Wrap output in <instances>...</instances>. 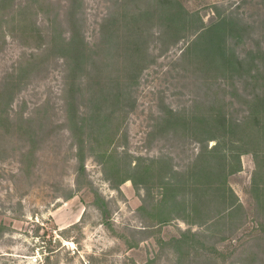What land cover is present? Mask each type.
<instances>
[{"label":"rangeland","instance_id":"obj_1","mask_svg":"<svg viewBox=\"0 0 264 264\" xmlns=\"http://www.w3.org/2000/svg\"><path fill=\"white\" fill-rule=\"evenodd\" d=\"M159 1L0 0V264H264L253 183L262 189L264 175L246 148L232 171L231 154L232 127L264 98V0H175L195 18L179 31L163 25ZM141 12L151 17L135 80L104 64L124 63L115 47L136 37L130 17ZM222 16L235 30L231 72L190 51L200 20ZM122 91L104 106L103 93ZM93 96L95 117L116 111L113 142L91 120Z\"/></svg>","mask_w":264,"mask_h":264},{"label":"trees","instance_id":"obj_2","mask_svg":"<svg viewBox=\"0 0 264 264\" xmlns=\"http://www.w3.org/2000/svg\"><path fill=\"white\" fill-rule=\"evenodd\" d=\"M159 4L161 5V9L163 11V25L169 29H176L179 31L185 28L189 23H192L195 20V18H193L194 16L189 15V13L184 9V7H182L183 5L181 4L179 5L177 1L175 0H161L159 1ZM150 17L151 15H149L148 13H143V12L138 13L137 16L130 17L131 21L133 22L135 26L139 24V26H136L135 31L131 30L130 32L132 34L134 33L136 37L130 36L129 38L127 36L125 37V39H123L125 41L126 39L129 38L127 41H125V44H126L125 46H122L120 44L119 46L115 47L118 49L122 48V51H125V53H122L121 55L122 56L125 55L126 60L121 65L119 63H116V65L114 63H111L109 65L104 64L105 69L119 65L118 67L120 71H131L133 73L134 79L136 80L138 78L140 72L144 68L143 63H140L141 62L140 59L144 58L145 52L147 53V49H148L146 38L143 39L142 29H144L145 25L144 23H141V21L144 19L147 20ZM115 23H116L115 20H113L104 26L103 33L105 32L108 38H111V35H110V32H112L111 28L114 26ZM200 23L201 25L199 26V28L198 27L196 28V32H198V30H200L203 27L202 28L204 29L203 33L200 34L199 37H197V39L195 40V42L191 45L190 51L192 52L194 50L197 55L201 54V53H197V51L198 52L203 51L205 54H207V56L205 57L209 58V60L207 61V63L206 61L202 63L204 64V68L210 67V69L212 70L223 71V72H226V71L231 72V70L233 69L235 70V67L237 65L235 64L236 59L231 52V49L233 48L229 49V44L225 41V38L232 39V36H235L233 35L235 31L234 28L229 27L232 24V21H229V19H227L225 16H222L219 19V21H216L213 25L207 28H204L205 26H203L201 20H200ZM115 36L116 34H114V37ZM215 37L219 39V41H217L215 44V48L213 50L210 49L212 50V52H210V50L209 52H205L203 50L204 48L202 49V47H206L208 49L211 43H213V42H210V40L213 38L215 39ZM69 45L70 46L65 47L66 48L65 50L72 51L75 56L76 55L79 56L83 53V49L79 47L74 46V48H72V42H70ZM204 71L206 70L204 69ZM67 73H68V68H67ZM111 93H113V95ZM102 95H104V97H100V98L104 101L103 103L104 106H106L105 104L108 103L107 101H111V103H108L109 106H106V108L110 106H114V108H116L115 105L113 104L115 102L119 103V99L124 95V91H122V93L105 92ZM103 104H98V102H96V100L94 99V96L91 97V108L89 107L93 111V114L91 115V118H92L91 120L97 121L96 125L99 128L100 137L103 138L102 143H106L107 141L113 142L115 140V136L117 135V129H116V132H113L112 130L113 125L109 127L107 126H108L109 116L110 115L113 116L116 113L115 109L113 108L110 109V112H109L110 115H108L107 118L103 117V120L94 116V111H96L95 109H97L98 111L100 106ZM255 109H256L255 111H253L252 113L248 115V119L246 118L242 122L234 124V126L231 129V134L233 136V139L236 138L235 140H237V143H238L237 145L235 141H232V143L236 147V150L233 149V151H231L233 152L231 154L234 157V160H235L234 164L236 166V168L232 171H235V170L237 171L240 169L239 156H241V154L239 152L241 151V149L246 148V152L252 154L255 159V162L258 168L257 174L259 173L261 175H264V98H259L258 101H256ZM185 120H186L185 118L184 120H182V124L185 122ZM78 125L80 126V124H78L77 121H74L73 130L79 131V129L82 128V127H78ZM183 125H188V124L185 122V124ZM203 130H204L203 128H201L200 131L196 130V132H199V133H196L197 135L194 136V139L196 141L198 140L199 142H202L199 139L198 134H201ZM205 132L206 130L204 131V134ZM210 133L212 134L211 129H210ZM208 140H217V139L214 136H210ZM218 149H219L218 144H216L215 147L210 151H208L206 147H204V150L202 151L199 157V161L202 160L204 157H206V155H212L214 157L217 154ZM102 153L108 156L113 155L112 152H109L108 149ZM112 157H115V154ZM222 159L223 161H226L227 155L223 156ZM231 166H233V163L231 164ZM106 167L112 169V166L109 163H107ZM82 169L84 168L82 167ZM202 169H205V168L202 167ZM125 180L134 182L132 178H126ZM260 182L261 181L258 180V178L255 176L253 179V183H255L256 190L258 192H262V191L264 192V187H262V189L260 188V185H261ZM193 234L194 233L192 232L184 234L181 237V239H178V241L181 242V241L187 240L189 239L190 235L192 236Z\"/></svg>","mask_w":264,"mask_h":264}]
</instances>
